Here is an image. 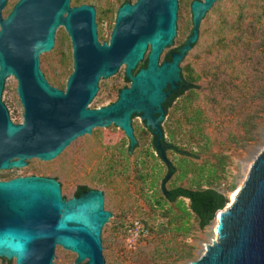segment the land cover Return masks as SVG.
Returning a JSON list of instances; mask_svg holds the SVG:
<instances>
[{"label": "water", "instance_id": "water-1", "mask_svg": "<svg viewBox=\"0 0 264 264\" xmlns=\"http://www.w3.org/2000/svg\"><path fill=\"white\" fill-rule=\"evenodd\" d=\"M202 1L190 4L192 29L186 42L169 54V61L158 63L175 34L177 0L123 3L108 44L97 41L90 4L17 0L5 17L0 15V90L6 76L15 77L23 121L12 124L0 104V168L22 166L29 158L53 159L77 136L110 124L122 131L130 151L136 144L130 119L136 115L153 136L167 178L173 170L164 154L160 121L181 90L178 63L195 42L199 18L214 0ZM58 26L71 49L72 67L63 89L49 86L38 67V55L52 48ZM143 56L144 66L131 73ZM121 65L129 85L114 102L87 107L98 80ZM108 217L99 189L66 199L51 177L0 181V257L6 264L10 259L13 264H51L59 246L74 253L73 264H104L100 231ZM214 219L215 240L188 264H264V144L233 200Z\"/></svg>", "mask_w": 264, "mask_h": 264}, {"label": "rangeland", "instance_id": "rangeland-1", "mask_svg": "<svg viewBox=\"0 0 264 264\" xmlns=\"http://www.w3.org/2000/svg\"><path fill=\"white\" fill-rule=\"evenodd\" d=\"M75 1L94 7L95 16H98L95 21L99 33H106L109 23L102 8L104 0H70V4L73 5ZM115 1L119 3L123 0ZM250 2L251 0H221L217 3L202 23L200 37L186 52L179 65L188 63L199 71L207 63H214L217 60L215 57H220L222 50H218L213 56L208 49L219 40L216 35L218 28L221 26L220 35L226 43L229 40L227 31L230 22L239 12L243 13ZM254 3L258 7L257 5L264 4V0H254ZM182 5L176 11L179 38L166 46L163 52L173 48L186 32ZM221 6L225 7V13L220 12ZM248 23L243 20L242 29ZM261 26V31L264 32V22ZM40 66L55 86L64 88L72 63L69 39L62 31L56 33L52 48L41 55ZM122 68L123 65L110 77L98 80L96 94L87 107H99L114 97L115 90L125 84L122 80ZM195 91L194 96L189 97L186 88L166 111L162 121V137L169 143L168 147L173 143L180 149H197L196 142L187 137L188 106L199 109L210 129L215 124L211 97L218 95V91L210 89L209 84L204 82L198 83ZM261 105L258 104V107ZM254 121L253 129L234 143L226 142L225 135L212 129L210 141L218 149L221 140L224 148L221 154L222 164L217 166L214 177L210 178H206L211 161L207 153L202 152L192 160L184 158L187 164L193 163L201 169L198 174L190 171L181 175L177 168L181 157L168 147L164 154L173 171L164 178V164L152 146L149 131L141 125L137 116L131 118L136 144L130 151L128 141L120 129L113 125L95 127L89 134L73 139L53 159L40 161L31 158L28 171L54 178L59 183L61 196L66 199L73 195L74 189L79 185L102 191L103 208L110 212V217L100 231L104 264H188L201 255L205 244L215 240L216 220L213 219L209 225L199 229L193 213L187 208V200L176 198L168 201L164 191L179 184L213 187L227 194L228 204L230 185H234L235 189L241 185L249 164L264 144V114L256 116ZM168 129H173L172 138L168 136ZM200 164L206 165L199 166ZM134 219L143 226L141 231L132 228L131 221ZM74 256V253L55 246L51 264H73ZM9 261L13 264L12 259ZM0 264H6L4 258L0 257Z\"/></svg>", "mask_w": 264, "mask_h": 264}, {"label": "trees", "instance_id": "trees-1", "mask_svg": "<svg viewBox=\"0 0 264 264\" xmlns=\"http://www.w3.org/2000/svg\"><path fill=\"white\" fill-rule=\"evenodd\" d=\"M78 3L75 1L73 5ZM257 6L260 9L255 6L254 0H251L244 12H239L230 22L227 31L229 40L226 43L220 35L221 26L218 28L216 35L219 40L208 49L213 56L218 50H222L220 57H215L217 60L214 63H207V66L199 71L194 70L188 63L179 65L180 77L186 83L189 97L194 96L200 82L209 84L210 89L219 93L211 97L215 116V124L211 129L199 109L188 106L187 137L196 142L195 151L187 147L180 149L173 143L168 147L169 143H166L171 151L179 153L181 157L177 164L181 175L190 171H196L198 174L201 167H196L193 163L187 164L184 158L196 159L200 153L205 152L211 159L206 178L214 177L217 166L222 164L221 154L224 145L219 140L220 148L214 147L210 141L212 129L219 131L222 136L225 135L226 142L234 143L253 129L256 116L264 114V32L261 31V23L264 22V4ZM243 20L249 22L245 29H242ZM253 42L257 43L252 44ZM143 65L144 61L139 63V66ZM258 104H262L261 107H258ZM167 132L169 138H172L173 129H168ZM133 134L135 136L136 133ZM80 189L89 188L79 185L74 189L73 194H77ZM234 189V185H230L229 191ZM164 194L168 201L176 198L186 199L187 208L193 213L199 229L209 225L215 214L228 201L225 192L208 186L190 187L179 184L165 190ZM8 264H11L10 261Z\"/></svg>", "mask_w": 264, "mask_h": 264}, {"label": "flooded vegetation", "instance_id": "flooded-vegetation-1", "mask_svg": "<svg viewBox=\"0 0 264 264\" xmlns=\"http://www.w3.org/2000/svg\"><path fill=\"white\" fill-rule=\"evenodd\" d=\"M16 1L17 0H4V3L0 7V15H1L2 18L5 17L11 11V9L14 6V4L16 3ZM134 1L135 0H123V1H120L119 3H116L115 0H104L103 1L102 8H103V10L105 12L106 20L109 23V27L107 28L106 33H104V34L101 33L100 34L99 30H98V27H97V24H96V35H97V41L99 43L103 42L105 44H108V39H109V36H110L111 29L113 27L115 14H116V11H117L118 7L120 5H122L123 3H133ZM192 1L203 2L202 0H177V9L178 8L180 9L181 5L183 4L182 6H183L184 21H185V24H186V30H185L186 32H185L184 36L181 39H179V42L176 43V45L173 48H171V49H169L167 51H164V52H163V49L165 47L161 50V52L159 54V57H158V63H160L162 61H169L170 60L169 54L172 53V52L178 51V49L186 42V39L190 35L191 29H192L190 4H191ZM220 1L221 0H214L210 4V6L200 16L199 22H198V26H197V36H196L195 42L200 37L201 26H202V23L204 22L205 18L210 14V12L215 8L216 4L219 3ZM79 4H82V3H79ZM79 4H77V5H79ZM69 6H75V5L70 4V0H69ZM220 12L225 13V7L221 6L220 7ZM95 23H96V21H95ZM59 31H62L66 35V33L63 30V28L58 26L54 30V38L56 36V33H58ZM178 38H179V32H178V29L176 27V21H175V34H174V36H173V38L171 40V43L169 45L173 44L176 41V39H178ZM53 43H54V40H53ZM194 43L191 44L190 48L194 45ZM43 53H40L38 55V67H39V70L42 73L43 77L45 78V80H46V82H47V84L49 86L58 88L57 86L54 85V83L50 79V76L49 75H45L43 73L42 69H41L40 63H41V55ZM185 54L180 59L179 63L181 62V60L183 59ZM142 61H144V64H145V56H143V58H142V60L140 62H142ZM140 62H138V64L136 65L135 69L131 70V73H134L137 68L141 67V66H139ZM179 63H178V65H179ZM179 74H180V68H179ZM101 79H105V78H101ZM122 80L124 81L125 84H122L121 86H119L115 90L114 97L110 101L106 102L105 104H102L101 106H105V105H108V104L114 102L116 100V98H117L119 90L121 88L127 87L129 85V80H127L125 78V76H124L123 68H122ZM64 86H65V84H64ZM180 86H181V90L179 92V95L174 100H176L181 95V93L183 91H185V89H186V83L183 82L182 79L180 81ZM58 89H60V88H58ZM174 100H172L168 104L167 108L165 109L164 115H163V119L166 116V111L168 110V108L172 104V102H174ZM0 104L2 105V107L5 110V113H6L7 117H8V119H9V121L12 124H18V123H21L23 121V108H22V105H21V103L19 101V98L17 96V93H16V79L12 75H8V76H6L3 79L1 90H0ZM101 106H99V107H101ZM133 116H136V115H131V118ZM163 119L160 121V127H161V130H162V135H163V129H162V121H163ZM130 124H131V119H130ZM110 125H112V124H110ZM150 135H151V133H150ZM161 142H162V144L164 146L163 150L165 152L167 144H166V142L164 141L163 138H162ZM151 143L153 145V136L152 135H151ZM154 150H155V148H154ZM156 153H157V151H156ZM30 159L31 158L24 159V165L19 166V167L0 168V181H6V180L14 178V177H24V176H28V175L43 176V175H41L39 173H36V172H33V171H28V167L30 165V162H29ZM38 160H40V159H38ZM40 161H42V160H40ZM86 190H88V189H80L77 194H73L71 197H76V196L80 195V192H83V191H86Z\"/></svg>", "mask_w": 264, "mask_h": 264}, {"label": "built area", "instance_id": "built-area-1", "mask_svg": "<svg viewBox=\"0 0 264 264\" xmlns=\"http://www.w3.org/2000/svg\"><path fill=\"white\" fill-rule=\"evenodd\" d=\"M132 228H134L137 231H141L143 229V226L139 223L137 219H134L131 221Z\"/></svg>", "mask_w": 264, "mask_h": 264}, {"label": "bare ground", "instance_id": "bare-ground-1", "mask_svg": "<svg viewBox=\"0 0 264 264\" xmlns=\"http://www.w3.org/2000/svg\"><path fill=\"white\" fill-rule=\"evenodd\" d=\"M236 190H237V189H234L233 191H231V193H230V200H229L228 204L233 200V196H234ZM228 204H227V205H228ZM217 213H218V212H217Z\"/></svg>", "mask_w": 264, "mask_h": 264}]
</instances>
